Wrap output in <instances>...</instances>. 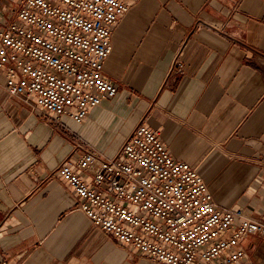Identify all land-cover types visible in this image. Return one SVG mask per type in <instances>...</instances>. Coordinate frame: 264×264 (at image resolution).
<instances>
[{
  "label": "crops",
  "instance_id": "1",
  "mask_svg": "<svg viewBox=\"0 0 264 264\" xmlns=\"http://www.w3.org/2000/svg\"><path fill=\"white\" fill-rule=\"evenodd\" d=\"M104 77L79 124L43 121L0 76V264H162L94 227L56 172L83 145L112 157L137 123L197 168L221 208L264 210V0H121ZM70 156V157H69Z\"/></svg>",
  "mask_w": 264,
  "mask_h": 264
},
{
  "label": "built area",
  "instance_id": "2",
  "mask_svg": "<svg viewBox=\"0 0 264 264\" xmlns=\"http://www.w3.org/2000/svg\"><path fill=\"white\" fill-rule=\"evenodd\" d=\"M128 9L121 0H0L3 88L43 121L82 123L117 94L103 68ZM77 150L78 169L95 167L91 182L69 158L56 172L103 234L162 264H264V210L219 207L197 168L142 121L112 157Z\"/></svg>",
  "mask_w": 264,
  "mask_h": 264
},
{
  "label": "rangeland",
  "instance_id": "3",
  "mask_svg": "<svg viewBox=\"0 0 264 264\" xmlns=\"http://www.w3.org/2000/svg\"><path fill=\"white\" fill-rule=\"evenodd\" d=\"M203 248H204V247H200L199 249H200V250H203Z\"/></svg>",
  "mask_w": 264,
  "mask_h": 264
}]
</instances>
